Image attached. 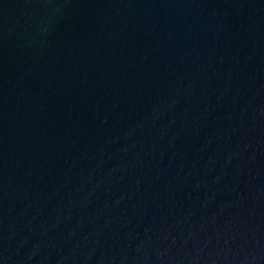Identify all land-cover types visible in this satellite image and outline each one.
Wrapping results in <instances>:
<instances>
[{
    "label": "water",
    "instance_id": "1",
    "mask_svg": "<svg viewBox=\"0 0 264 264\" xmlns=\"http://www.w3.org/2000/svg\"><path fill=\"white\" fill-rule=\"evenodd\" d=\"M0 264H264V0H0Z\"/></svg>",
    "mask_w": 264,
    "mask_h": 264
}]
</instances>
